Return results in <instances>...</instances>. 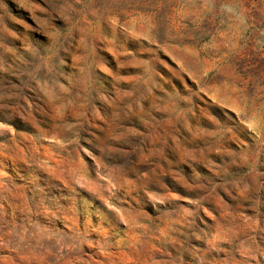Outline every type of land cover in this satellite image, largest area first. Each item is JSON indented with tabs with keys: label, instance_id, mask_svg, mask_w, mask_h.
<instances>
[{
	"label": "rangeland",
	"instance_id": "obj_1",
	"mask_svg": "<svg viewBox=\"0 0 264 264\" xmlns=\"http://www.w3.org/2000/svg\"><path fill=\"white\" fill-rule=\"evenodd\" d=\"M0 264H264V0H0Z\"/></svg>",
	"mask_w": 264,
	"mask_h": 264
}]
</instances>
